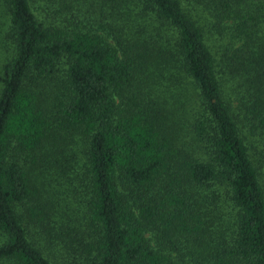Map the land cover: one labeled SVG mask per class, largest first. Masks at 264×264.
Segmentation results:
<instances>
[{"label":"trees","instance_id":"obj_1","mask_svg":"<svg viewBox=\"0 0 264 264\" xmlns=\"http://www.w3.org/2000/svg\"><path fill=\"white\" fill-rule=\"evenodd\" d=\"M0 264H264V0H0Z\"/></svg>","mask_w":264,"mask_h":264},{"label":"rangeland","instance_id":"obj_2","mask_svg":"<svg viewBox=\"0 0 264 264\" xmlns=\"http://www.w3.org/2000/svg\"><path fill=\"white\" fill-rule=\"evenodd\" d=\"M56 181L57 180H53V177H48L46 185H45L47 192L45 190V192H43L41 196L43 199L47 198V200H49L50 202H53V201L56 202V208L58 212L62 215L63 214L62 213V205H63L62 198H65L67 200L65 193L67 192L66 188H68L67 185L70 180L67 178H60L59 181L62 184L58 188H55L57 184Z\"/></svg>","mask_w":264,"mask_h":264}]
</instances>
